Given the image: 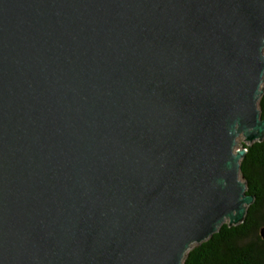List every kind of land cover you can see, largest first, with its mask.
I'll use <instances>...</instances> for the list:
<instances>
[{"label": "water", "instance_id": "water-1", "mask_svg": "<svg viewBox=\"0 0 264 264\" xmlns=\"http://www.w3.org/2000/svg\"><path fill=\"white\" fill-rule=\"evenodd\" d=\"M263 47L264 0H0V264H182L241 223Z\"/></svg>", "mask_w": 264, "mask_h": 264}, {"label": "trees", "instance_id": "trees-1", "mask_svg": "<svg viewBox=\"0 0 264 264\" xmlns=\"http://www.w3.org/2000/svg\"><path fill=\"white\" fill-rule=\"evenodd\" d=\"M258 108L264 118V92ZM242 147L246 152L240 160L239 174L246 182L245 192L254 196V201L241 223H223L207 240L192 246L182 264H264V240L259 234L264 226V137Z\"/></svg>", "mask_w": 264, "mask_h": 264}, {"label": "rangeland", "instance_id": "rangeland-1", "mask_svg": "<svg viewBox=\"0 0 264 264\" xmlns=\"http://www.w3.org/2000/svg\"><path fill=\"white\" fill-rule=\"evenodd\" d=\"M263 52H264V47H263ZM262 86H263V82L261 83V88H262ZM236 142L241 144V145H236L235 150L242 148V144H247L244 142V138L242 136L237 137ZM240 178H241V176H240Z\"/></svg>", "mask_w": 264, "mask_h": 264}]
</instances>
